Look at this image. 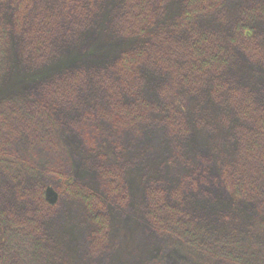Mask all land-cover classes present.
<instances>
[{"label": "trees", "instance_id": "trees-1", "mask_svg": "<svg viewBox=\"0 0 264 264\" xmlns=\"http://www.w3.org/2000/svg\"><path fill=\"white\" fill-rule=\"evenodd\" d=\"M109 1L0 0V36L10 34L25 57L43 63L67 41L92 30ZM168 3L181 9L166 24ZM223 5L224 0H115L116 36L141 43L97 67L76 60L49 82L31 87L19 109L9 106L0 112V264L13 237L35 248L55 242L48 222L59 203L45 199L50 184L58 197L83 203L92 225L90 254L104 256L109 211L130 201L125 180L130 163L121 155L109 157L102 150L104 138L152 124L168 137L185 138L190 132L188 100L205 95L232 112L233 157L216 171L204 156L170 191L150 182L145 192L150 229H172L195 240L203 221L226 225L227 212L215 219L207 207H198L220 202L253 213L264 230V85L248 84L237 70L240 61L264 68V0L256 8L250 0L229 28L219 24ZM212 16L214 23L209 22ZM86 49L84 44L79 55L84 57ZM56 128L64 138H78L77 145L83 138L84 151L92 154L84 164L103 181V200L79 182L67 185L68 170H46L50 182L23 163L26 157L9 155L23 137L32 148L52 150L51 130ZM235 262L241 259L235 257Z\"/></svg>", "mask_w": 264, "mask_h": 264}, {"label": "rangeland", "instance_id": "rangeland-1", "mask_svg": "<svg viewBox=\"0 0 264 264\" xmlns=\"http://www.w3.org/2000/svg\"><path fill=\"white\" fill-rule=\"evenodd\" d=\"M252 2L256 8L261 0ZM249 3L250 0H224V13L220 16L219 24L229 28L236 15L247 9ZM114 4L115 0L105 4L92 30L67 41L43 63L25 57L10 34L7 36L5 32L2 38L0 36V112L5 113L11 109L9 106L19 109L31 87L49 82L55 74L76 60L97 67L141 43L122 42L116 36L112 25ZM180 9V4L168 3L167 21L164 18L163 22L172 20ZM209 22L214 23L215 17L209 18ZM84 44L87 49L83 57L79 51ZM237 70L248 84L264 85V68L240 61ZM146 87L150 97H154L152 86L147 83ZM187 113L190 132L185 138L177 135L168 137L153 124L124 129L119 134L110 133V138H104L102 150L109 157L121 155L130 163L125 174L130 201L121 210L109 211V239L104 256L90 254L88 244L92 225L83 203L75 198L57 195L55 203H59V209L48 222L51 229L49 235L55 242H51L49 248L44 245L35 248L20 237H13L7 243L4 264H237L235 257L241 259L240 264H264V230L259 229L256 217L245 209L233 210L225 203L198 205L207 207L215 219H219L222 212H227L229 219L224 226L203 221L195 240H185L172 229L151 231L145 216V192L150 182L167 187L170 191L180 186L188 167L196 165L204 156L210 157L217 171L224 163L228 164L234 154L231 111L217 106L205 95L201 99L190 98ZM51 131L55 142L52 150L38 146L32 148L23 137L10 147L9 155L26 157L27 162L22 160L23 163L33 166L50 182L54 180L46 170H68L70 175L64 179L67 185L79 182L103 200V181L93 168L84 164V160L88 156L90 159L92 154L84 151L83 138H80V148L76 144L78 138L72 141L64 138L58 128ZM15 162L19 163L20 160ZM45 187L55 191L51 184ZM108 253L110 256L105 261Z\"/></svg>", "mask_w": 264, "mask_h": 264}, {"label": "water", "instance_id": "water-1", "mask_svg": "<svg viewBox=\"0 0 264 264\" xmlns=\"http://www.w3.org/2000/svg\"><path fill=\"white\" fill-rule=\"evenodd\" d=\"M44 195H45V199L48 202L55 203V201L57 199V194L55 193V191L51 187H46Z\"/></svg>", "mask_w": 264, "mask_h": 264}]
</instances>
